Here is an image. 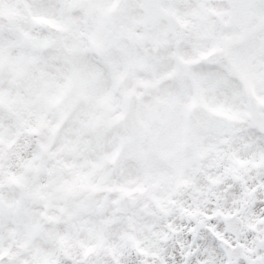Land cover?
<instances>
[{"label":"snow or ice","instance_id":"snow-or-ice-1","mask_svg":"<svg viewBox=\"0 0 264 264\" xmlns=\"http://www.w3.org/2000/svg\"><path fill=\"white\" fill-rule=\"evenodd\" d=\"M0 264H264V0H0Z\"/></svg>","mask_w":264,"mask_h":264}]
</instances>
